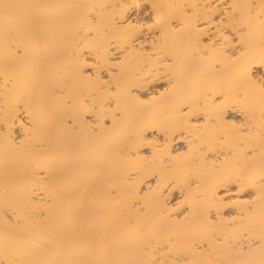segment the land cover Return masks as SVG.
Here are the masks:
<instances>
[{
	"label": "bare ground",
	"instance_id": "6f19581e",
	"mask_svg": "<svg viewBox=\"0 0 264 264\" xmlns=\"http://www.w3.org/2000/svg\"><path fill=\"white\" fill-rule=\"evenodd\" d=\"M0 264H264V0H0Z\"/></svg>",
	"mask_w": 264,
	"mask_h": 264
}]
</instances>
